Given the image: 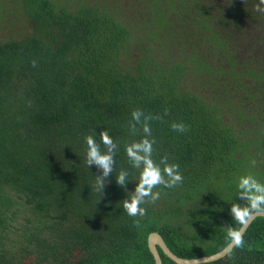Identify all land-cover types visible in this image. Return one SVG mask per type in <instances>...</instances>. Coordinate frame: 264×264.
<instances>
[{
	"label": "trees",
	"instance_id": "16d2710c",
	"mask_svg": "<svg viewBox=\"0 0 264 264\" xmlns=\"http://www.w3.org/2000/svg\"><path fill=\"white\" fill-rule=\"evenodd\" d=\"M4 30L0 264H156L152 232L183 258L231 242L243 225L232 204L248 205L239 178L264 183L261 0H0ZM104 130L117 145L107 177L87 164L86 137L107 151ZM146 136L152 159L183 180L157 185L146 214L130 216L142 166L126 146ZM243 241L204 264H264V217Z\"/></svg>",
	"mask_w": 264,
	"mask_h": 264
},
{
	"label": "clouds",
	"instance_id": "9594fccd",
	"mask_svg": "<svg viewBox=\"0 0 264 264\" xmlns=\"http://www.w3.org/2000/svg\"><path fill=\"white\" fill-rule=\"evenodd\" d=\"M261 2L264 3V0H261ZM142 115L143 113L139 110L132 113L133 119L136 121H140ZM172 127L179 131L184 130L183 124L174 123ZM144 132L148 134L151 132L147 123L144 124ZM100 137L103 144L107 146V151L101 150L100 144L97 143L94 136L89 135L86 137L87 164L89 167L95 164L102 170V175L107 177L113 171V165L115 163L114 155L117 150V145L106 130L100 133ZM153 142L154 141L149 140L146 136L141 141L133 142L126 146V153L132 165L137 168L142 166L140 179L136 184L135 191L133 192L134 194L130 199H126L124 203V209L130 216H143L146 214L147 210L142 207V204L146 197H150L152 201L159 198L160 192L153 191L157 185L163 184L165 187H173L183 180L182 174L178 171L179 165L164 163L163 167H161V163H157L152 159ZM165 174L167 179H165ZM128 175L127 170H121L119 174L116 175L117 183L121 186L126 185L128 183ZM93 187L94 190L103 192V180H96ZM237 187L240 190V198L247 200L248 205L241 207L238 204H232L231 214L241 224H246L248 219L254 214V210L256 212L264 210V183H261L255 176L249 174L239 178ZM241 189H243V191H241ZM228 235L231 239V243L227 245L225 251L233 246L243 245L242 230L230 229ZM222 254L223 253H219L218 255Z\"/></svg>",
	"mask_w": 264,
	"mask_h": 264
},
{
	"label": "water",
	"instance_id": "95a60500",
	"mask_svg": "<svg viewBox=\"0 0 264 264\" xmlns=\"http://www.w3.org/2000/svg\"><path fill=\"white\" fill-rule=\"evenodd\" d=\"M259 216L264 217V211L254 212V214L251 216V218L248 219V222L246 224L242 225L240 230H242L243 235L247 231V229L249 228L251 223ZM148 245H149V248H150V250L154 256L156 264H163V260H162V257H161V254H160V251L158 248H161L163 250V252L169 258H171L173 261H175L177 264H204V263H210V262L218 261V260L226 257L235 247V246H233L232 248L225 251V249L227 247L226 246L223 250H221V251H219L213 255H209V256H203V257H199V258H183V257H179L174 252H172V250L168 247L167 243L165 242L164 238L162 237V235L159 232H152L149 235ZM219 253H223V254L218 255ZM210 258H212V259H210Z\"/></svg>",
	"mask_w": 264,
	"mask_h": 264
},
{
	"label": "rangeland",
	"instance_id": "374dc122",
	"mask_svg": "<svg viewBox=\"0 0 264 264\" xmlns=\"http://www.w3.org/2000/svg\"><path fill=\"white\" fill-rule=\"evenodd\" d=\"M6 32V30H4V31H2L1 33H0V40H4V39H6L7 38V33H5ZM12 32V31H11ZM5 37V38H4Z\"/></svg>",
	"mask_w": 264,
	"mask_h": 264
}]
</instances>
